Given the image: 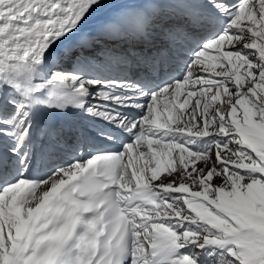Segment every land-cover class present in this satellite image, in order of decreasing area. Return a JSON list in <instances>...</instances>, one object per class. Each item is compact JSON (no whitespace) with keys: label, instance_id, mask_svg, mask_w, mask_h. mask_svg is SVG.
<instances>
[{"label":"snow or ice","instance_id":"snow-or-ice-1","mask_svg":"<svg viewBox=\"0 0 264 264\" xmlns=\"http://www.w3.org/2000/svg\"><path fill=\"white\" fill-rule=\"evenodd\" d=\"M0 264H264V0H0Z\"/></svg>","mask_w":264,"mask_h":264}]
</instances>
